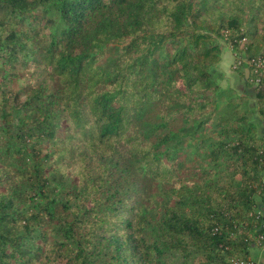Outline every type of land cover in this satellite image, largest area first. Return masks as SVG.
Here are the masks:
<instances>
[{
    "label": "trees",
    "instance_id": "16d2710c",
    "mask_svg": "<svg viewBox=\"0 0 264 264\" xmlns=\"http://www.w3.org/2000/svg\"><path fill=\"white\" fill-rule=\"evenodd\" d=\"M218 39L259 55L264 0H0V264L250 261L264 143Z\"/></svg>",
    "mask_w": 264,
    "mask_h": 264
},
{
    "label": "crops",
    "instance_id": "0c3cea01",
    "mask_svg": "<svg viewBox=\"0 0 264 264\" xmlns=\"http://www.w3.org/2000/svg\"><path fill=\"white\" fill-rule=\"evenodd\" d=\"M233 55L229 51H223L221 54V60L219 69H216V78L233 88L240 96H244L248 100V105L253 112V118L257 123L258 134L264 143V121L259 117L257 112L255 91L253 88L248 87L246 84L245 77H247V70L244 69L245 76L240 78L238 74L232 70L231 63ZM264 181V172H263ZM250 260L256 264H264V254L259 249H252L250 251Z\"/></svg>",
    "mask_w": 264,
    "mask_h": 264
},
{
    "label": "built area",
    "instance_id": "2783aa9c",
    "mask_svg": "<svg viewBox=\"0 0 264 264\" xmlns=\"http://www.w3.org/2000/svg\"><path fill=\"white\" fill-rule=\"evenodd\" d=\"M231 68L233 71H236L239 68H245L251 75L249 82L252 83L253 86H258L264 82V49L255 57H248L244 54L237 55L234 53ZM258 244L260 246V251L264 254V234L258 238ZM238 264L256 263L250 260L246 262H239Z\"/></svg>",
    "mask_w": 264,
    "mask_h": 264
},
{
    "label": "rangeland",
    "instance_id": "374dc122",
    "mask_svg": "<svg viewBox=\"0 0 264 264\" xmlns=\"http://www.w3.org/2000/svg\"><path fill=\"white\" fill-rule=\"evenodd\" d=\"M219 44V47L221 48V54L223 51H229L232 55L234 54V52L232 51V47L230 44L228 43H225L224 40H221V39H218V42ZM220 60H221V55H220ZM219 64H220V61L219 63L213 68V71L214 73H216V69L218 68L219 69ZM218 81V79L216 80ZM219 85L222 87V88H230L229 86H227L224 81H221L219 80ZM24 86V82L22 80H18V81H14L13 84H12V88H13V91H16V92H20L21 89L23 88ZM238 94V93H237ZM239 95V94H238ZM240 96V95H239ZM260 250V249H259Z\"/></svg>",
    "mask_w": 264,
    "mask_h": 264
}]
</instances>
